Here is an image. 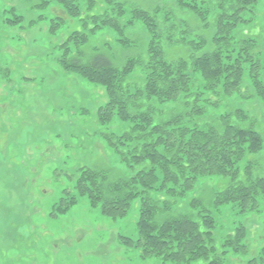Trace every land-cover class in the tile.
<instances>
[{"label":"rangeland","instance_id":"rangeland-1","mask_svg":"<svg viewBox=\"0 0 264 264\" xmlns=\"http://www.w3.org/2000/svg\"><path fill=\"white\" fill-rule=\"evenodd\" d=\"M183 3L78 0L79 9L75 10L59 0H0V264H199L197 260L178 263L142 254L137 244L140 198L132 201L125 215L115 218L103 213L100 206H92L86 194L78 193L75 179L82 167L107 168L113 177L131 172L113 145V134L123 132L130 121L119 115L103 120L101 109L111 97L107 85L89 71L62 61L81 47L100 49L117 66L129 67L124 89L135 92L139 85L147 87L148 75L153 73L147 63L153 35L143 15L137 16L139 12L157 10L158 20L164 23L165 13L174 9L177 18L187 21L183 25L204 36L208 47L212 45L214 11L204 10L200 21L186 6L191 0ZM114 6H120L114 14L120 13L117 21L121 29L111 22L93 30L95 21L90 14L111 13ZM197 6L204 4L197 1ZM17 15L20 20L12 23L18 20ZM245 17L248 21L232 32L233 43L248 38L256 41L254 52L263 65L259 74L264 88V0H258L254 11ZM76 31L88 33V39L79 46L63 47ZM170 40L178 44V36ZM164 45L172 47L166 50L171 58L190 53L188 47ZM247 66L245 63L240 88L235 91L226 93L223 83L221 93L207 89L205 98L214 96L217 103L204 101L206 108L196 113V121L218 123L222 116L242 110L264 139V90L258 89ZM195 74L206 81L198 69ZM177 102L156 100L155 108L171 111ZM246 147L240 160L241 176L250 172L264 175V141L257 151ZM230 179L218 171L202 175L178 196L176 208L188 209L194 198L209 205L214 192L224 189ZM66 190L72 191L77 201L66 212L55 214ZM210 208L216 217L212 224L215 244L227 250L226 264H264V195L254 201L244 199L243 206L236 201L215 208L210 204ZM236 234L242 246L232 243Z\"/></svg>","mask_w":264,"mask_h":264},{"label":"trees","instance_id":"trees-1","mask_svg":"<svg viewBox=\"0 0 264 264\" xmlns=\"http://www.w3.org/2000/svg\"><path fill=\"white\" fill-rule=\"evenodd\" d=\"M59 1L69 9H79L78 0ZM197 1L208 6L199 8ZM179 2L185 4L183 0ZM257 2L191 0V5L186 6L200 21L207 10L214 11L216 31L210 47L204 36L183 25L182 22L187 21L177 18L174 9L165 13L164 23L158 20L157 10L154 13L139 12L137 16L143 15L141 18L151 25V57L147 63L152 65L153 73L148 75L147 87L139 85L135 92L124 89L129 67L117 66L113 58L100 49L81 47L62 59L65 65L83 68L107 85L111 97L101 109L103 120L119 115L130 121L123 132L113 134L115 140H112L131 172L113 177L107 168L82 167L75 179V187L79 194L88 196L92 206H100L103 213L115 218L125 215L132 201L140 198L141 235L137 244L144 256L156 254L178 263L197 260L199 264H226L227 250H222L223 245L215 244L212 224L215 225L216 217L210 204L215 208L237 201L243 206L244 199L254 201L264 195V175L250 172L241 176L239 170L246 144L257 151L264 141L251 117L238 110L240 112L232 111L222 116L218 123L203 124L195 119L196 113L205 110L204 101L217 103L214 96L205 98L208 88L217 93H221L220 83L226 93L240 88L245 63L256 79L258 89L264 90L259 74L263 65L254 52L256 41L248 38L234 44L232 37L233 30L248 21L245 14L253 12ZM119 8L114 6L111 13L90 14L95 21L92 29L111 22L121 29L117 21L120 13L114 14ZM16 18V21L10 19L12 23L18 22L21 16ZM87 36L86 32L76 31L62 45L67 47L76 43L79 46L88 39ZM175 36H178L175 45L189 48L187 57H168L166 50L170 51L172 47L164 44L174 47L170 39ZM122 41L127 42L126 38ZM197 69L206 81L198 79ZM156 100L178 102L176 108L171 111L162 109V112L155 108ZM245 167L248 168L247 163ZM216 171L231 179L224 189L214 192L209 205L201 198H194L188 209L176 208L178 196L191 189L202 175ZM158 193L163 196H156ZM65 194L56 206L55 214L66 212L77 201L72 191L66 190ZM124 239L133 242L131 238ZM239 240L240 236L236 234L232 243L238 242L237 246H242ZM230 241L231 238L228 245ZM243 247H247L246 244Z\"/></svg>","mask_w":264,"mask_h":264}]
</instances>
